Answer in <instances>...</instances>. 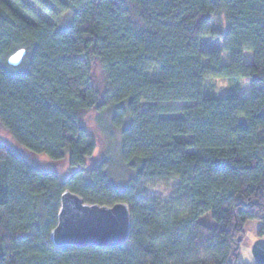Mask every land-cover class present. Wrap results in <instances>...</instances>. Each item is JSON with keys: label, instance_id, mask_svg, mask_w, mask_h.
Wrapping results in <instances>:
<instances>
[{"label": "trees", "instance_id": "obj_1", "mask_svg": "<svg viewBox=\"0 0 264 264\" xmlns=\"http://www.w3.org/2000/svg\"><path fill=\"white\" fill-rule=\"evenodd\" d=\"M0 125V264H243L245 222L264 235V0H0ZM65 190L126 203L127 241L56 248Z\"/></svg>", "mask_w": 264, "mask_h": 264}, {"label": "water", "instance_id": "obj_2", "mask_svg": "<svg viewBox=\"0 0 264 264\" xmlns=\"http://www.w3.org/2000/svg\"><path fill=\"white\" fill-rule=\"evenodd\" d=\"M24 49L11 54L8 63L17 66ZM130 232V211L124 202L113 205L90 204L75 193L65 190L60 196L56 226L50 232L51 243L59 249L70 246L113 247L125 243ZM256 264H264V238L251 247Z\"/></svg>", "mask_w": 264, "mask_h": 264}, {"label": "rangeland", "instance_id": "obj_3", "mask_svg": "<svg viewBox=\"0 0 264 264\" xmlns=\"http://www.w3.org/2000/svg\"><path fill=\"white\" fill-rule=\"evenodd\" d=\"M204 46H216L217 45V40L215 37H207L203 41ZM244 58L246 61H249L251 59V52L246 51L244 54ZM223 61L226 62V54L224 53V58ZM94 81L98 83V74L97 72L94 74ZM94 113L92 111L88 114L85 115L83 121L84 125L86 128L89 130V132H94L92 134L93 139L96 143V151L95 155H92L91 159H89L88 164H92L95 162H98L99 160L102 159L105 155L101 154L100 150H103V144H104V139L100 138L96 133L93 128L94 124ZM116 138H118V132L116 133ZM103 139V140H102ZM0 140L4 142L10 143L12 146L17 148V145L13 143V140L11 139L10 135L8 132L0 125ZM110 149H112V155L113 157V162L114 166L112 168V178L113 180L119 184V185H124L125 180L129 176L130 173L126 171V169L121 166L118 157H117V147L114 145L113 147L110 146ZM20 150V149H19ZM33 159V162L37 165H39L42 168H51L55 171H57L60 175L64 176L68 174V166H67V161L65 159L53 162L48 160L46 157L42 155H37V156H31ZM178 180H169L165 183H158L152 187H147L146 191L149 195H154L158 196L163 199H167L172 195L173 189L175 185L177 184ZM201 222H204L207 225H213V221L211 220L210 213H206L205 215L202 216ZM261 222L258 220H247L244 224L243 227V238L240 242V247H239V258L240 261L243 264H255L252 252H251V247L253 242L262 237L264 238V235L258 236L259 230L261 229Z\"/></svg>", "mask_w": 264, "mask_h": 264}]
</instances>
